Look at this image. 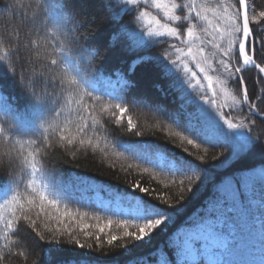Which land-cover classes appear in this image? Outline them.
Masks as SVG:
<instances>
[{
  "label": "snow or ice",
  "instance_id": "6c2138e0",
  "mask_svg": "<svg viewBox=\"0 0 264 264\" xmlns=\"http://www.w3.org/2000/svg\"><path fill=\"white\" fill-rule=\"evenodd\" d=\"M33 2L36 7L32 23L38 30V37H42L41 43L46 55L50 57L43 70L30 75L21 74L18 72L16 54L0 49V62L5 64L7 71L14 78H17V84L31 100L32 111L39 115L34 124L19 119L7 103L6 97L0 93V112L8 117V120L0 121V144L7 146L8 151L5 155L14 167L21 170L27 168L31 175L25 191L21 192L18 188V174L13 173L11 180L17 184V188L10 195H6L3 203H0L2 225L0 236L3 239V243L0 244V264H5L8 257L14 254V247H19V242L13 239L19 229L27 226L37 233L40 240L44 239L38 228V220L42 214L47 221L43 227L52 235L49 243H59L57 235H66L71 243L81 248H93V244H83L73 234L75 226H79L85 239L93 235L92 232L86 231L91 226L83 223L86 214L80 213L79 210L72 211L67 204L63 211L59 207L65 198L77 194L84 180L75 177L65 185L54 172L44 168L42 164L41 157L51 152L56 159V154L61 150L71 157L70 160H64V163H75L78 152L90 149L93 152H101L105 157L115 156L122 160L134 161V164L127 165L128 168H140L143 163L177 177L170 181L180 189L175 204L170 203L166 196L155 193V190L143 187L136 181L131 185L133 188L154 196V199L167 207L149 204L143 199L116 196L115 203L119 210L114 211L111 207L107 209L118 217H124L116 221L123 227V235L117 237L109 234L108 245L119 246L114 245L117 240L133 242L150 240L152 233L161 225H166L179 211L178 205L185 199L184 193L192 192L197 182H203L201 177L203 164L192 160L177 163L167 160L164 156L153 158L155 149L150 145L110 141L106 135H102L101 129L97 127L100 124V117L104 113L115 116L119 111L120 116L116 119V123L119 124L128 110V104L119 96L109 94V98L105 100L103 96L96 94V79L99 74L96 61L100 53L82 43L84 34L79 30L74 18L66 14L61 15L49 28L47 17L41 21L38 16L39 12L45 11L42 0ZM121 2L137 7L150 3L167 18L165 22L147 10L141 11L139 19L148 18V27L144 31L135 29L129 31L131 48L147 46L149 41L146 37L166 36L177 41L176 44L170 45L173 51L163 53L162 73L165 78H169V88L180 93L183 119L180 112L165 111V114L183 131L169 134L180 137L182 141L196 148L201 147L197 140L214 147L221 144L229 147L231 151L227 156L221 152L218 156L212 157L219 160L218 166L239 157L255 145L264 146V126H258V121L260 125H264V87H260L264 85V61L257 62L259 57H264V34L258 40L252 26L254 23L264 24V10L257 12L255 7L249 4V0H235V3L211 8L198 3L197 0H121ZM209 12L213 14V19H209ZM173 21H186L187 24L174 26L171 23ZM198 21H202L203 24ZM41 32L44 34L41 35ZM49 32L52 33L51 38ZM148 59L140 57L133 60L128 73L134 72L138 64ZM252 69L256 70L257 76L246 78V73ZM131 83L125 78L124 73L118 71L116 81L112 85L114 87L119 85L123 90ZM229 84L235 86V91L228 87ZM198 89L202 94L195 95ZM208 89L211 90V97L206 94ZM221 94L224 97L222 103L216 100ZM209 105H214V110L210 109ZM225 105L230 109L239 107L242 111H247L248 115L234 122L233 118L226 116ZM189 106L192 107L191 111H187ZM13 121L15 123H12ZM171 127L169 125V128ZM14 128H18L30 138L26 141L17 139L13 133ZM127 129L132 135H143L131 117L127 120ZM193 136L196 139H192ZM184 151L187 152L188 149L185 148ZM204 151L207 152V149ZM220 157L224 159L220 160ZM196 160L203 162L205 156L199 155ZM110 167H116L115 163H110ZM142 171L149 172L150 169L144 167ZM203 179L206 180L207 176L205 175ZM239 183L250 189L252 178L242 177ZM236 184V181L229 179L219 188L218 198L207 216L186 230L177 245L176 264H202L201 258L206 259L207 264H212L208 256L209 243L213 240L219 242L216 248L220 251L232 250L233 247H229L232 241L223 233L229 220V213L246 215ZM97 186L88 184L89 190ZM49 209H54L55 214L49 212ZM261 209L264 210V201L261 202ZM52 221L56 222V227H50ZM112 223V219L109 218L104 227L99 225L96 227L103 232ZM260 225L261 231H264V219ZM227 226L231 231L234 230L232 224ZM129 227L133 230L129 231ZM96 242L100 243L99 235L96 236ZM123 247L127 248L128 245L125 244ZM211 254L218 253L213 251ZM15 255L20 256L23 253L16 252ZM165 264L169 262L166 261ZM214 264L229 262L216 261Z\"/></svg>",
  "mask_w": 264,
  "mask_h": 264
},
{
  "label": "trees",
  "instance_id": "16d2710c",
  "mask_svg": "<svg viewBox=\"0 0 264 264\" xmlns=\"http://www.w3.org/2000/svg\"><path fill=\"white\" fill-rule=\"evenodd\" d=\"M198 3L209 8L221 4L235 3V0H197ZM45 11L39 12L41 21L47 17L50 28L61 15H69L74 18L79 30L84 34L82 43L86 46L96 49L100 53L96 61L98 76L96 79V94L103 96L105 100L109 94L114 97L119 96L123 102L128 104V110L124 113L123 120L117 124L116 119L120 116L117 111L115 116L104 113L100 117L101 134L106 135L110 141H119L121 143H142L150 145L155 149L153 158L164 156L167 160L179 163L183 160H192L203 164L201 177L203 182H197L192 192H185V199L181 202L179 211L172 219L161 225L155 230L151 239L144 242H133L129 240H117L113 246L107 244L109 234L121 237L123 227L116 223L118 217L113 212L108 211L112 208L118 211V205L115 203V197H126L133 199H143L149 204H155L166 208V205L160 204V201L154 199L146 193L131 185L139 181L141 186L155 190L169 199V202L175 204L176 198L180 194V189L175 184L170 183L173 177L171 173L153 169L150 165L143 164L142 167L128 168V164H134L132 160H122L115 156L105 157L101 152L92 150L81 151L77 154L75 163H64V160H70L67 152L61 150L54 159L51 152L41 157L44 168L54 172L59 180L66 185L75 177L82 178L84 184L81 185L74 197H67L64 203L60 204L61 210H64L65 204L72 211L79 210L85 213L83 223L90 225L86 231L93 233L87 239L79 226H75L74 235L80 239L83 244H93V248H81L77 244L70 242L68 236L57 235L59 243H49L52 235L43 227L46 219L43 214L38 220V228L44 235L40 240L37 233L31 228L25 226L19 229L13 237L19 242V247L13 248V255L9 256L5 264H176L177 245L179 238L176 233L184 225H193L203 217L207 216L209 209L218 198V190L229 179L236 181V187L241 193L240 202L246 215L238 213H229V220L223 229L224 235L232 244L229 245L232 250L220 251L216 245H212L209 254L216 251L213 255L215 261H227L229 264H264V231H261L262 215L261 202L264 201V146L255 145L250 150H246L239 157L233 158L223 166L219 165V160L212 159L223 152L227 156L231 149L227 146H212L201 144L200 148L187 144L180 137L170 135L169 133L181 132L183 129L175 126L172 120H169L166 112H181L180 93L169 88V78H165L162 73V64L164 62L163 53L173 51L171 44L177 41L172 37H146L149 41L147 46L131 48L132 40L129 36L130 30L144 31L148 27L145 20L139 19L141 11L147 10L152 15L161 17L163 12L154 8L150 3L141 4L139 7L125 5L121 0H42ZM257 12L264 10V0H249ZM49 5H52L49 7ZM182 14V13H181ZM209 19H213V14L208 13ZM174 26L179 24L186 25V21L171 22ZM198 23L203 24L202 21ZM254 32L259 40L264 34V24H253ZM210 27V26H209ZM44 33L41 32V35ZM52 37V33H48ZM146 35V34H145ZM115 37V41H113ZM179 46V45H178ZM140 57H148L136 66L131 74L128 68L133 60ZM174 58V56H173ZM264 61V57H259L257 62ZM198 72V70L194 69ZM125 74V78L132 83L129 87L121 90L119 85L114 87L112 84L116 81V73ZM19 72V67H18ZM199 74V73H198ZM257 76L255 69L246 73V78ZM203 83L206 84V81ZM228 87L235 91V86L229 84ZM264 87V85H260ZM0 93L6 97L7 103L14 110L19 119H23L29 124H34L39 115L32 111L31 100L17 84V78H14L6 69L4 63L0 62ZM195 95L202 94L197 90ZM206 94L211 97V90H206ZM257 94H259L257 92ZM217 102H224L223 94L216 98ZM71 106V105H70ZM214 110V105H209ZM189 106L187 111H191ZM224 112L228 118H233L234 122L238 118L248 115L247 111H242L239 107L229 108L225 105ZM131 117L137 125V129L143 133L142 136H135L129 133L127 129V120ZM6 117L0 112V121H6ZM12 123H15L13 121ZM169 125L172 127L169 128ZM258 126L260 122L258 121ZM106 130V131H105ZM17 139L26 141L30 137L23 134L18 128L13 129ZM38 135V133H37ZM187 135V133H185ZM196 139V137H191ZM187 148L188 151H184ZM207 149V152L204 149ZM199 155L205 156V161L196 160ZM62 157V158H61ZM224 157H220L223 160ZM110 163H115L116 167H110ZM147 167L149 172H143L142 168ZM123 169H126L123 170ZM17 175L18 188L21 192L25 191L27 182L31 179L30 170L27 168L13 167L10 170L0 168V203H3L5 196L15 191L17 184L12 183L11 176ZM207 179H203L204 176ZM242 177H251L252 183L249 188L239 181ZM183 178V177H178ZM88 184L98 185L89 190ZM49 212L55 214L54 209ZM79 218V217H78ZM113 223L100 232L96 227H104L108 219ZM227 224H232L234 230L231 231ZM56 222L52 221L50 227H56ZM129 231L133 229L129 227ZM2 232V225H0ZM99 235L100 243L97 244L96 236ZM3 243L0 236V244ZM128 245L127 248L123 245ZM16 252L23 255L16 256ZM202 264H207V260L201 258ZM214 262L212 264H214Z\"/></svg>",
  "mask_w": 264,
  "mask_h": 264
},
{
  "label": "clouds",
  "instance_id": "9594fccd",
  "mask_svg": "<svg viewBox=\"0 0 264 264\" xmlns=\"http://www.w3.org/2000/svg\"><path fill=\"white\" fill-rule=\"evenodd\" d=\"M35 7L33 0H0V49L16 54L21 74L41 72L50 58L32 23ZM7 151V146L0 144V168L10 170L14 164L5 155Z\"/></svg>",
  "mask_w": 264,
  "mask_h": 264
},
{
  "label": "rangeland",
  "instance_id": "374dc122",
  "mask_svg": "<svg viewBox=\"0 0 264 264\" xmlns=\"http://www.w3.org/2000/svg\"><path fill=\"white\" fill-rule=\"evenodd\" d=\"M143 20H145L147 22L148 18H145ZM191 226H182L181 228H179V231L176 234L177 235V238L181 239L183 237L184 233L186 232V230L188 228H190ZM218 243L219 242L218 241H215V240L210 241V243H209V249L212 247V245H215V244H218ZM208 258H209V261L212 262V263L215 261V257L212 254H209Z\"/></svg>",
  "mask_w": 264,
  "mask_h": 264
}]
</instances>
